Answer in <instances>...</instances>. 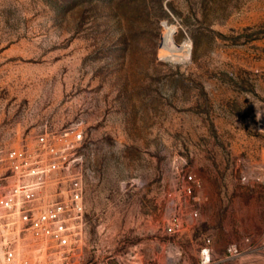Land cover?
Masks as SVG:
<instances>
[{
	"label": "rangeland",
	"instance_id": "374dc122",
	"mask_svg": "<svg viewBox=\"0 0 264 264\" xmlns=\"http://www.w3.org/2000/svg\"><path fill=\"white\" fill-rule=\"evenodd\" d=\"M76 131L86 237L49 264H264V0H0V173Z\"/></svg>",
	"mask_w": 264,
	"mask_h": 264
},
{
	"label": "built area",
	"instance_id": "2783aa9c",
	"mask_svg": "<svg viewBox=\"0 0 264 264\" xmlns=\"http://www.w3.org/2000/svg\"><path fill=\"white\" fill-rule=\"evenodd\" d=\"M74 135L71 141L67 134L43 133L29 145L7 152L8 167L0 173V264H49L84 243L86 170L84 155L74 150L82 133ZM186 180L200 185L194 174ZM174 224L179 225L178 219ZM237 251L236 246L229 248L231 255ZM211 260L206 245L201 263Z\"/></svg>",
	"mask_w": 264,
	"mask_h": 264
},
{
	"label": "bare ground",
	"instance_id": "6f19581e",
	"mask_svg": "<svg viewBox=\"0 0 264 264\" xmlns=\"http://www.w3.org/2000/svg\"><path fill=\"white\" fill-rule=\"evenodd\" d=\"M166 47V46H165ZM188 47L187 43H184L181 45V49L185 50V48ZM167 48V47H166ZM176 49V48H175ZM177 50V49H176ZM188 50V49H187ZM180 51V50H179ZM178 53V50H177Z\"/></svg>",
	"mask_w": 264,
	"mask_h": 264
}]
</instances>
